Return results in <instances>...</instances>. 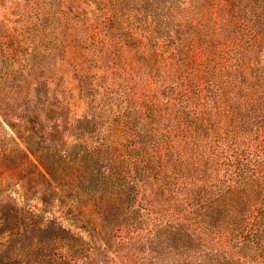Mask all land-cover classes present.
<instances>
[{"label":"rangeland","instance_id":"374dc122","mask_svg":"<svg viewBox=\"0 0 264 264\" xmlns=\"http://www.w3.org/2000/svg\"><path fill=\"white\" fill-rule=\"evenodd\" d=\"M0 222V264H264V0H0Z\"/></svg>","mask_w":264,"mask_h":264},{"label":"trees","instance_id":"16d2710c","mask_svg":"<svg viewBox=\"0 0 264 264\" xmlns=\"http://www.w3.org/2000/svg\"><path fill=\"white\" fill-rule=\"evenodd\" d=\"M5 218H6V216H3V218H2V220H3V222L5 221ZM3 225L4 224H2V222H0V233H2V234H4V236H6V235H9L11 232H8V231H6L5 230V228L3 227ZM52 231L56 234V235H59V234H61L62 232H65L63 229H61V228H59V227H57V226H54V227H52ZM33 232H35V233H46V232H49V228H43V229H38V228H35L34 230H33ZM3 264V263H2Z\"/></svg>","mask_w":264,"mask_h":264}]
</instances>
